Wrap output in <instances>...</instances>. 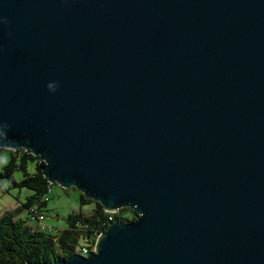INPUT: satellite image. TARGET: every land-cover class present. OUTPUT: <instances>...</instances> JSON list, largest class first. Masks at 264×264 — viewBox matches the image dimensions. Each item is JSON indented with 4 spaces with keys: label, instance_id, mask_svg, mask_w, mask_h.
I'll return each instance as SVG.
<instances>
[{
    "label": "water",
    "instance_id": "95a60500",
    "mask_svg": "<svg viewBox=\"0 0 264 264\" xmlns=\"http://www.w3.org/2000/svg\"><path fill=\"white\" fill-rule=\"evenodd\" d=\"M0 148L134 217L51 264H264V0H0Z\"/></svg>",
    "mask_w": 264,
    "mask_h": 264
},
{
    "label": "trees",
    "instance_id": "16d2710c",
    "mask_svg": "<svg viewBox=\"0 0 264 264\" xmlns=\"http://www.w3.org/2000/svg\"><path fill=\"white\" fill-rule=\"evenodd\" d=\"M29 163L34 164L33 171H29ZM43 163L39 156L19 148L11 151L9 162L1 168L0 177L9 179L10 187L27 188L32 194L23 203L0 214V264H51L55 259H65L74 254L76 247L92 248L98 234L111 222L109 217L123 223L134 220L128 207L107 212L101 203L79 192L80 205H93L88 213H71L65 218L64 227L56 229L46 224L50 229L40 230L36 217L39 214L46 217L47 195L52 185L43 173ZM17 170L22 174L18 182L12 176ZM22 211L27 212L25 219L18 217ZM124 211L130 212L131 218H121ZM80 241L83 243L81 246L78 245Z\"/></svg>",
    "mask_w": 264,
    "mask_h": 264
},
{
    "label": "rangeland",
    "instance_id": "374dc122",
    "mask_svg": "<svg viewBox=\"0 0 264 264\" xmlns=\"http://www.w3.org/2000/svg\"><path fill=\"white\" fill-rule=\"evenodd\" d=\"M11 149L0 148V171L1 168L6 165L11 157ZM34 164L29 163V171H33ZM13 179L15 181H20L22 174L20 171L13 172ZM11 182L7 178L0 177V214L4 210H11L23 203L25 198L32 194V191L27 188H16L10 187ZM3 187V188H2ZM79 191L74 187L62 188L58 184H52L50 191L47 195V206L45 208V220L44 223L59 229L64 227L65 218L71 213H76L79 211L88 213L93 205H80L79 203ZM27 216L26 211H22L18 217L20 219H25ZM121 218H131V214L128 211L122 212ZM35 224V221H31ZM78 245H83L80 241Z\"/></svg>",
    "mask_w": 264,
    "mask_h": 264
},
{
    "label": "built area",
    "instance_id": "2783aa9c",
    "mask_svg": "<svg viewBox=\"0 0 264 264\" xmlns=\"http://www.w3.org/2000/svg\"><path fill=\"white\" fill-rule=\"evenodd\" d=\"M107 212H113V211H107ZM36 219H37V225H38V227L40 228V230H46V229H50V227L49 226H47L45 223H44V220H45V217H44V215L43 214H39V215H37V217H36ZM109 220L110 221H113L112 219H111V217H109ZM110 223V222H109ZM107 227V226H106ZM101 234V233H100ZM100 234H98V236L100 235ZM97 236V237H98ZM97 239V238H96ZM96 241V240H95ZM94 250H95V242H94V245H93V247L92 248H90V247H76V249H75V252H74V254H78V255H81V256H87L89 253H91V252H94Z\"/></svg>",
    "mask_w": 264,
    "mask_h": 264
},
{
    "label": "clouds",
    "instance_id": "9594fccd",
    "mask_svg": "<svg viewBox=\"0 0 264 264\" xmlns=\"http://www.w3.org/2000/svg\"><path fill=\"white\" fill-rule=\"evenodd\" d=\"M73 255V254H72Z\"/></svg>",
    "mask_w": 264,
    "mask_h": 264
}]
</instances>
